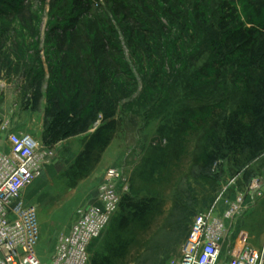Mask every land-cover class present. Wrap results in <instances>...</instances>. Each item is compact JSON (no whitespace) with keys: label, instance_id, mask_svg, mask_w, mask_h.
Listing matches in <instances>:
<instances>
[{"label":"rangeland","instance_id":"rangeland-1","mask_svg":"<svg viewBox=\"0 0 264 264\" xmlns=\"http://www.w3.org/2000/svg\"><path fill=\"white\" fill-rule=\"evenodd\" d=\"M120 1L154 34L142 57L127 47V34L107 0H0V30L7 29L0 72L15 75L14 87L23 89L20 109L27 112L24 122H14L55 151L42 177L24 191L37 208L41 262L50 261L57 238L94 200L112 167L127 177L128 190L92 243L89 264L103 253L112 264H170L180 257L193 218L218 199L222 209L224 199L253 178L262 182L261 194L237 222L230 247H240L242 232L250 246L263 247L264 139L257 152L232 143L231 132L238 121L249 124L254 107L264 113L256 86L264 67H247L237 60L238 51L221 46L219 20L220 6L228 1L246 27L260 26L264 0H145L146 12L137 0ZM89 15L102 20L106 34L123 48L138 83L119 102L112 129L102 114L86 122L90 96L70 103L74 84H63L68 68L58 69L60 56L50 38L75 24L90 44ZM57 70L58 86L49 88ZM56 115L62 121L53 124ZM207 154L215 156L210 166L203 162ZM131 201L135 210L127 208Z\"/></svg>","mask_w":264,"mask_h":264},{"label":"built area","instance_id":"built-area-1","mask_svg":"<svg viewBox=\"0 0 264 264\" xmlns=\"http://www.w3.org/2000/svg\"><path fill=\"white\" fill-rule=\"evenodd\" d=\"M5 127L8 148L0 149V264H44L37 252V208L25 199L24 191L42 177L55 151L40 138ZM127 190L123 172L108 169L96 197L80 209L68 231L59 235L45 264H89L92 243L106 228ZM261 190L260 179L253 178L233 198L224 199L222 209L217 207L218 199L209 210L198 213L180 257L170 264H264V246H250L244 232L238 236L240 247H230L237 222L252 209Z\"/></svg>","mask_w":264,"mask_h":264},{"label":"trees","instance_id":"trees-1","mask_svg":"<svg viewBox=\"0 0 264 264\" xmlns=\"http://www.w3.org/2000/svg\"><path fill=\"white\" fill-rule=\"evenodd\" d=\"M81 3V0H73ZM138 5L146 12V1L137 0ZM112 15L120 20L127 34L126 45L133 53H139L142 57L147 52L146 47L154 42V34L144 26L143 21L135 14L132 6L120 0H107ZM221 17L219 28L223 32L220 43L225 49L231 48V52H239L237 60H241L247 67H264V22L260 26L246 27L241 21L238 9L224 1L220 6ZM250 24H252L250 22ZM106 25L96 17L89 15L85 22V28L90 36V44H87L77 27L68 25L61 29L53 39L56 54L60 56V65L67 66L68 70L63 84H74L70 97V103L74 106L80 99L91 102L86 110V122L94 121L99 114L103 120H110L108 128L114 127V116L119 102L137 91L138 83L133 73L125 62L123 48L114 41L113 37L106 34ZM111 34L115 31L110 30ZM113 36V35H112ZM7 37V29L0 30V42ZM50 38L48 40L50 41ZM234 60V59H232ZM53 72L49 88L57 84L58 71ZM258 99L264 96V77L257 82ZM69 90H72V86ZM66 113V112H65ZM82 119V117H80ZM79 119V120H80ZM76 121V123L80 121ZM248 125L238 121L231 132L232 143H243L252 146L257 152L262 150L260 140L264 139V113L261 108L254 107L249 114ZM62 121L56 115L53 124ZM86 126L84 125L83 128ZM68 132L64 131L63 135ZM215 156L207 154L203 158L205 165L210 166ZM127 208L135 210L137 203H127ZM134 214V213H133ZM121 224V223H120ZM123 224H121L122 226ZM92 264L109 263L106 253L98 255Z\"/></svg>","mask_w":264,"mask_h":264},{"label":"crops","instance_id":"crops-1","mask_svg":"<svg viewBox=\"0 0 264 264\" xmlns=\"http://www.w3.org/2000/svg\"><path fill=\"white\" fill-rule=\"evenodd\" d=\"M15 75L5 71L0 72V149L7 150L6 141L7 129L13 128L18 132H26L22 126L18 125L27 118V112L20 109L19 97L22 94V87L15 88ZM15 120H19L15 124Z\"/></svg>","mask_w":264,"mask_h":264}]
</instances>
